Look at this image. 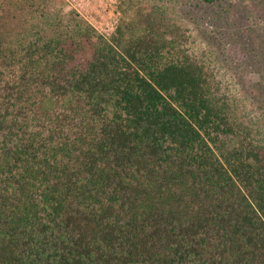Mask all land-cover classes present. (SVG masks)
<instances>
[{
    "label": "trees",
    "instance_id": "1",
    "mask_svg": "<svg viewBox=\"0 0 264 264\" xmlns=\"http://www.w3.org/2000/svg\"><path fill=\"white\" fill-rule=\"evenodd\" d=\"M119 1L49 37L0 0V264H264V137L187 28Z\"/></svg>",
    "mask_w": 264,
    "mask_h": 264
},
{
    "label": "rangeland",
    "instance_id": "2",
    "mask_svg": "<svg viewBox=\"0 0 264 264\" xmlns=\"http://www.w3.org/2000/svg\"><path fill=\"white\" fill-rule=\"evenodd\" d=\"M20 1L15 14L25 17L28 29L49 37L72 30L70 13L75 10L66 0ZM144 1L160 5L189 30L193 53L212 66L238 114L264 137V0H216L212 4L203 0ZM105 16L97 19V26L108 24L109 16ZM227 142L237 145L231 139Z\"/></svg>",
    "mask_w": 264,
    "mask_h": 264
},
{
    "label": "built area",
    "instance_id": "3",
    "mask_svg": "<svg viewBox=\"0 0 264 264\" xmlns=\"http://www.w3.org/2000/svg\"><path fill=\"white\" fill-rule=\"evenodd\" d=\"M73 9L86 20L100 34L110 35L121 21V12L117 10L118 0H66ZM108 14V24L97 26V19H105Z\"/></svg>",
    "mask_w": 264,
    "mask_h": 264
}]
</instances>
